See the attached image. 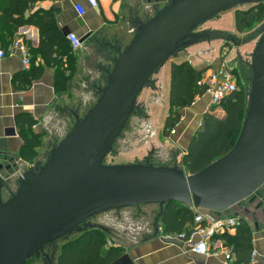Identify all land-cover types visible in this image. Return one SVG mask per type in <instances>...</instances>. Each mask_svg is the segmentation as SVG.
Segmentation results:
<instances>
[{"label":"water","instance_id":"95a60500","mask_svg":"<svg viewBox=\"0 0 264 264\" xmlns=\"http://www.w3.org/2000/svg\"><path fill=\"white\" fill-rule=\"evenodd\" d=\"M165 2L150 19L139 21L134 38L124 49L101 42L98 36L97 48L106 46L117 52L114 66L105 85L99 87L97 101L84 115H75V123L51 148L44 163L19 174L17 163L0 161V264H28L33 257L52 264L58 240L93 227V216L126 206L158 203L156 233H160L159 218L171 203L252 217L256 228L260 217L264 219V194H259L264 186V31L252 51L251 87L242 128L226 154L196 173L178 164L150 160L104 163L135 111L138 96L171 56L198 41L235 43L234 34L196 28L227 9L264 0ZM15 134V128L9 127L0 137V160L14 159L9 157L8 137ZM4 191L9 194L7 199ZM256 194L258 200H254ZM251 196L255 198L248 206L245 201ZM48 246H52L51 253L45 251ZM110 264L135 262L125 252Z\"/></svg>","mask_w":264,"mask_h":264},{"label":"crops","instance_id":"0c3cea01","mask_svg":"<svg viewBox=\"0 0 264 264\" xmlns=\"http://www.w3.org/2000/svg\"><path fill=\"white\" fill-rule=\"evenodd\" d=\"M165 1L101 0L97 7H91L88 0L38 2L39 7L54 9L56 24L65 31L66 40L58 47V61L46 62L37 50L40 42L39 29L33 24H26L18 28L16 36L22 38L29 48L30 65H24L20 51L10 47L4 49L6 55L0 58V137L4 136L5 129L9 127H14L16 134L8 137L9 157L14 159L0 161L4 164L17 163L16 172L19 174L34 165L33 163H42L41 154L44 152V156L47 157L51 148L63 139L75 123V115H84L91 107V103L97 101L99 87L105 85L107 75L114 66L117 52L106 46L97 48L98 36L101 42L109 41L124 49L134 38L139 21L150 19L166 3ZM77 3L85 5L86 10L83 15L76 10ZM234 16L235 11L231 21L234 20ZM226 22L228 21L225 18H221L218 19L217 25L205 29L226 30ZM67 30L69 32H66ZM70 32L75 33L80 41L84 35L89 36L79 47L73 48L68 38ZM232 34L236 36L235 33ZM222 40L217 43L198 41L193 44L199 45L198 52L208 54L210 51V54L200 59V63L194 64L191 61L197 69H206L203 74L204 81L212 70L221 66L222 61L218 55L224 49L228 50L224 48V41L229 42ZM69 48L73 49L75 58L72 68H69L66 61ZM235 48L236 52L240 51L238 47ZM187 53L188 51L185 52L186 56L182 54L180 58L179 55L174 57L172 63L189 59ZM226 58L228 60V57ZM172 63L166 65L159 77L168 92V100ZM36 67H41V76L25 84L28 75L33 73ZM198 98L191 106L181 110L182 117L176 133L166 137L174 144L175 150L182 149L183 152L187 150L192 136L199 127L196 125V119L202 120L203 114L209 111V96L204 94ZM217 111L220 115H224L221 106L217 107ZM29 119L32 120V124L28 123ZM32 137L40 139L42 144L32 147L36 156L29 160L26 157L27 151L30 150L27 139ZM174 152L175 156L177 151ZM160 158L161 163H153L177 164L167 161L164 154H161ZM8 197V192L4 191V199ZM245 203L248 206L252 204L250 198ZM245 220L251 231L252 250L256 253L253 264H264V223L260 217L259 226L256 228L252 217H246ZM159 228L160 233H156L155 228L153 232L149 230L143 233L132 232V243L124 246L135 264H226L223 254L209 256L194 253L184 240L164 234L162 223L159 224ZM120 229L122 227H119ZM237 231L225 234L231 236L229 240L222 236L223 244L234 251L237 248L235 239ZM234 255L235 259L238 258L237 252H234Z\"/></svg>","mask_w":264,"mask_h":264},{"label":"trees","instance_id":"16d2710c","mask_svg":"<svg viewBox=\"0 0 264 264\" xmlns=\"http://www.w3.org/2000/svg\"><path fill=\"white\" fill-rule=\"evenodd\" d=\"M43 0H0V48H7L17 38V30L26 24H33L40 31L38 52L46 62H57L58 47L66 40V33L56 24L53 8H42L37 4ZM264 3V2H263ZM249 9H237L235 13V28L243 32L255 21L264 20V5ZM73 49L69 48L67 55L75 60ZM206 69H197L190 60L172 63L169 114L164 125V135L168 137L171 129L180 122L181 110L191 106L196 97L204 95L206 83L203 74ZM41 67H36L28 75L25 84L41 76ZM248 102L243 91H235L226 96L220 106L224 115L216 111L203 114L202 124L198 127L190 144L183 155L181 165L188 173H196L214 160L226 154L235 144L242 128ZM32 124V120H28ZM30 150L26 157L32 160L36 153L32 147L41 145L40 139H27ZM164 234L186 233L188 235L193 226V212L190 208L180 204H168L161 216ZM97 226L83 228L74 232L77 236L66 239L59 251L55 252L53 264H110L126 252L122 245H106L105 238L100 234ZM75 234V235H76ZM70 235V234H69ZM68 235V236H69ZM228 240L231 236L223 235ZM238 258L233 264H247L252 253V237L248 225L239 227L235 235ZM34 258V257H33ZM33 258L29 259L30 264Z\"/></svg>","mask_w":264,"mask_h":264},{"label":"rangeland","instance_id":"374dc122","mask_svg":"<svg viewBox=\"0 0 264 264\" xmlns=\"http://www.w3.org/2000/svg\"><path fill=\"white\" fill-rule=\"evenodd\" d=\"M262 5H264V3H262ZM258 6L260 5L243 4L239 7L227 9L196 28V31H201L205 28L213 27L214 25H217L218 19L220 20L221 18H225L228 21L225 23L226 30H220L229 34L235 33V43L224 41V48H227L228 50L224 49L223 52H220L218 58L222 61L220 64L221 66L224 65L233 72L239 91L245 93L247 102L251 87L252 69L250 64L252 51L258 38L264 31V20L255 21L240 33L237 30H234L236 29V16H234V20L232 21L231 18L233 12L235 11L236 13L237 9H249ZM219 40L208 39L206 41L217 43ZM236 41L238 43H236ZM198 46L196 44L195 46L191 44L188 46L190 47L188 50V47H184L177 55L171 56L152 76L151 82L145 86L138 96L135 111L130 116L121 135L117 138L113 150L106 156L104 163L128 164L146 162L147 160L161 163L160 161L162 160L160 157L161 154H164L166 157L165 159L170 161L171 164L176 162L182 167L181 162L186 151L183 152L181 148V150H175L176 148H174V144L169 142L164 135L165 116L167 117L169 114V100L166 87H164L159 77L166 65H170V63L173 62L172 60L174 57H178L179 55L178 58H180L182 57V54L186 56V51H188L187 56L189 57L188 60H190V62L192 61L194 64L200 63V59L210 54V51H208V54L206 52H198ZM235 47H238L240 51L236 52ZM226 57H228V60ZM66 61L69 68H72L73 60L67 56ZM198 99L199 98L196 97L195 102ZM92 105L93 103H91V106ZM217 113L220 114L218 111ZM201 121L202 120L196 119V125L201 126ZM171 136L169 135V137ZM174 151H177L175 156ZM40 157L43 158L42 163H44L48 156H44L43 152ZM42 163L33 164L34 166H39ZM159 210L158 203H145L138 206L110 209L93 216L90 220L94 226L103 229L100 235L105 238L107 246H127V244L132 243V232L143 233L144 231L148 232V230L153 232L155 217L159 213ZM160 223H162L161 217L158 221V224ZM104 227H107L108 229H105ZM119 227H122V229L119 230ZM75 234L76 233L73 232L69 236L58 240L56 254L59 251L61 244L66 239L77 236V234ZM47 248L49 249V246ZM30 264H49V262L45 258L34 257Z\"/></svg>","mask_w":264,"mask_h":264},{"label":"built area","instance_id":"2783aa9c","mask_svg":"<svg viewBox=\"0 0 264 264\" xmlns=\"http://www.w3.org/2000/svg\"><path fill=\"white\" fill-rule=\"evenodd\" d=\"M100 1L101 0H88V4L91 7H97ZM75 8L80 15L85 13L86 8L83 3H77ZM68 38L73 48L81 45V41L75 33L70 32ZM9 47L20 51L24 65H30L31 54L27 44L22 38L17 37ZM5 55L6 51L0 48V58ZM205 83L206 87L204 94L208 95L210 98L209 111H216L217 107L220 106L222 100L226 96L239 90L233 72L224 65L212 70L207 76ZM178 124L179 123L171 129L170 136L176 133ZM191 210L193 212L194 222L190 233L188 235H186V233L167 235L169 237L174 235L184 240L194 253L209 256L223 254L226 258V264H233L235 259L234 252L223 244L222 236L226 233L236 232L239 227L246 224V220L234 214L227 215L226 211L218 212L216 210L197 207H192ZM255 256L256 253L252 250L250 260L247 264H253Z\"/></svg>","mask_w":264,"mask_h":264},{"label":"flooded vegetation","instance_id":"af4514ba","mask_svg":"<svg viewBox=\"0 0 264 264\" xmlns=\"http://www.w3.org/2000/svg\"><path fill=\"white\" fill-rule=\"evenodd\" d=\"M260 193H262V194H264V186L262 187V188H260L259 189V194ZM258 194V193H257ZM256 194V199H254V200H258L257 198H258V195ZM250 198V203H252L253 202V198H255V197H253V196H251V197H249ZM248 198V199H249ZM261 220H262V222L264 223V219H262L261 218ZM46 253H51V251H52V246H49V249L47 248L46 250Z\"/></svg>","mask_w":264,"mask_h":264}]
</instances>
